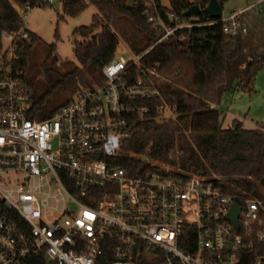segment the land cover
<instances>
[{
	"label": "built area",
	"instance_id": "2783aa9c",
	"mask_svg": "<svg viewBox=\"0 0 264 264\" xmlns=\"http://www.w3.org/2000/svg\"><path fill=\"white\" fill-rule=\"evenodd\" d=\"M15 8L19 15L30 9ZM241 12L210 23H225L230 35L245 32ZM159 26L164 34L154 44L191 25L153 23ZM28 39L23 27L0 32V264H264V189L230 194L146 156L135 167L118 163L123 141L152 108L163 114L166 106L151 79L156 71L139 66L154 44L114 58L101 83L80 85L38 120L17 62V41ZM53 184L61 206L56 197L48 203ZM233 204L237 227L227 218Z\"/></svg>",
	"mask_w": 264,
	"mask_h": 264
},
{
	"label": "trees",
	"instance_id": "16d2710c",
	"mask_svg": "<svg viewBox=\"0 0 264 264\" xmlns=\"http://www.w3.org/2000/svg\"><path fill=\"white\" fill-rule=\"evenodd\" d=\"M57 1L67 17L77 16L87 6L84 0ZM86 1L98 14L93 15L89 25L73 30L81 38L74 41L73 54L84 69L94 72H101L114 59L119 36L139 54L164 34L162 27H153L157 20L168 27L178 23L191 25L174 30L154 44L142 56L139 66L156 71L157 76H151L155 87L176 86L192 99L177 102L170 118H163L161 112L152 108L123 141L124 155L118 163L135 167L138 157L146 156L170 166L172 174H197L210 178L224 192L260 196V188L264 189V124L245 128L241 121L233 119L230 126L223 127L216 106L226 92L249 90L257 71L264 65V0L237 16L245 32L235 35L223 31V22L210 23L217 19L207 14L182 15L191 4L203 8L208 0H169L168 6L160 0ZM219 2L222 5L223 0ZM49 3L0 0V32L24 27L15 5L31 9ZM149 17L153 20L149 21ZM28 33V40L17 41V62L23 71L29 66L23 46H32L40 40L34 33ZM81 84L87 86L88 82L78 69L60 76L38 101L31 99L32 117L42 120L52 116L72 99ZM53 88L59 89L64 100L43 112L41 105Z\"/></svg>",
	"mask_w": 264,
	"mask_h": 264
},
{
	"label": "rangeland",
	"instance_id": "374dc122",
	"mask_svg": "<svg viewBox=\"0 0 264 264\" xmlns=\"http://www.w3.org/2000/svg\"><path fill=\"white\" fill-rule=\"evenodd\" d=\"M87 3L86 8L75 17L63 15L62 6L57 0H50L46 6H35L26 12H20L23 21V28L39 37V41L32 46H23V52L26 54L29 66L24 71V78L29 89L32 100L38 101L44 96L45 92L62 75L78 69L88 85L99 84L103 81L101 72H94L91 69H84L76 60L73 54V43L75 40H81L79 36L73 34V30L82 25H89L92 22L93 15L98 14L97 9ZM164 6L169 5V0H160ZM193 1V0H192ZM263 0H223L222 14L228 16L240 9L247 10L252 6L261 3ZM129 35L131 33H128ZM132 41L131 38L127 37ZM54 46V49L51 48ZM135 51L130 43L122 36H119V45L114 54L115 59H129ZM81 86H86L81 84ZM162 98L166 106L163 110V118L172 117V109L177 102L191 100L192 96L178 90V87L171 86L169 89L162 88ZM64 100V96L59 89H52L51 94L44 98L42 111L47 112ZM170 106L172 107L171 109ZM220 113V119L223 127L230 126L233 119L242 122L245 128H256L264 124V65L257 71L256 77L249 90H231L222 95L219 104L216 106ZM163 166L172 169L168 165ZM13 180L16 177L13 176ZM39 198L43 199L48 192L46 187L41 189ZM51 195L48 203L50 206L62 204V194L59 186L53 184L50 190ZM68 208L75 210L76 207L69 201H66ZM59 206V207H60ZM58 207V208H59Z\"/></svg>",
	"mask_w": 264,
	"mask_h": 264
},
{
	"label": "water",
	"instance_id": "95a60500",
	"mask_svg": "<svg viewBox=\"0 0 264 264\" xmlns=\"http://www.w3.org/2000/svg\"><path fill=\"white\" fill-rule=\"evenodd\" d=\"M207 14L213 19H219L222 16V5L219 0H208L207 4L201 8L199 4H191L184 12V17L189 16H198L199 14ZM145 156L140 157V161L144 160ZM239 207L236 204H233L230 213L227 215V218L237 227V215Z\"/></svg>",
	"mask_w": 264,
	"mask_h": 264
},
{
	"label": "crops",
	"instance_id": "0c3cea01",
	"mask_svg": "<svg viewBox=\"0 0 264 264\" xmlns=\"http://www.w3.org/2000/svg\"><path fill=\"white\" fill-rule=\"evenodd\" d=\"M190 1H192V0H190ZM245 9V8H244ZM244 9H240L239 11H243ZM239 11H236V12H239ZM222 16H223V14H222Z\"/></svg>",
	"mask_w": 264,
	"mask_h": 264
}]
</instances>
